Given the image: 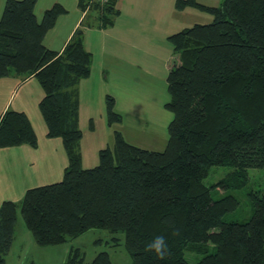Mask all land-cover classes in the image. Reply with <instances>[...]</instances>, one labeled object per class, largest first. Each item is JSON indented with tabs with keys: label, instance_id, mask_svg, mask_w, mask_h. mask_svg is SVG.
<instances>
[{
	"label": "trees",
	"instance_id": "obj_1",
	"mask_svg": "<svg viewBox=\"0 0 264 264\" xmlns=\"http://www.w3.org/2000/svg\"><path fill=\"white\" fill-rule=\"evenodd\" d=\"M118 0H79L93 21H83L63 50L44 38L69 12L56 2L38 19L37 0H6L0 18V78L34 76L45 94L39 108L49 138H61L68 156L63 179L29 188L19 201L0 205V264H6L20 212L40 245H57L92 228L125 234L132 264H264V190L250 193L253 213L245 222L226 221L235 195L214 199L204 182L211 167L232 166L229 179L245 184L248 170L264 168V0H223L207 5L176 0L182 10L211 13L168 37L173 60L167 76L173 113L164 150L144 148L115 129L113 143L99 151V163L82 162L78 85L92 69L84 42L90 26L105 28L120 14ZM92 16V15H90ZM107 96L108 125L123 121ZM93 127V125H92ZM38 146V135L23 111L0 115V148ZM227 180L221 183L228 185ZM157 235L168 241L160 259L145 245ZM188 250L202 257L191 263ZM65 264H118L108 252L91 262L78 248Z\"/></svg>",
	"mask_w": 264,
	"mask_h": 264
},
{
	"label": "crops",
	"instance_id": "obj_2",
	"mask_svg": "<svg viewBox=\"0 0 264 264\" xmlns=\"http://www.w3.org/2000/svg\"><path fill=\"white\" fill-rule=\"evenodd\" d=\"M56 2L66 6L69 12L58 18L46 34L44 43L61 51L76 28L87 20L88 11L81 9L79 0H37V18L42 19L44 11ZM5 3L6 0H0V18ZM117 7L121 12L112 26H90L84 34L85 46L93 54L91 73L78 85L82 162L87 168L99 163V151L113 143L115 129L120 130L128 141L142 146L136 128L126 126L128 116L136 123L153 121L156 100L161 98L162 101L168 93V66L161 57H167L172 50V45L169 47L167 43L177 23L169 19L179 10L176 0H118ZM151 37L156 39L154 45L165 41L164 46L158 45L144 53L143 43L153 41ZM156 48L160 51L158 56L154 51ZM138 49L142 53H137ZM128 55L131 61L123 63L121 60ZM123 71L133 80H124ZM44 94L34 76L0 78V115L9 109L25 112L38 135L37 147L22 144L0 148V205L5 200H21L29 188L63 179L68 156L61 138L47 136V124L39 108ZM108 95L115 98V108L123 118L121 123L113 126L107 122ZM144 101L151 105L150 109L142 108ZM165 116L168 128L169 114Z\"/></svg>",
	"mask_w": 264,
	"mask_h": 264
},
{
	"label": "rangeland",
	"instance_id": "obj_3",
	"mask_svg": "<svg viewBox=\"0 0 264 264\" xmlns=\"http://www.w3.org/2000/svg\"><path fill=\"white\" fill-rule=\"evenodd\" d=\"M198 1L207 5L217 6L220 5L223 0ZM123 4H125V2ZM90 15L86 21H93L95 19V16L92 12ZM169 19L170 21H177L176 27L173 29L175 33L186 27L194 25L195 23L212 22L214 17L207 11L189 7L184 11L178 10L175 13V16L171 15V18ZM151 38L153 41L143 43V46L145 47L144 53L151 52V49L158 47V45L164 46L165 41L163 43L159 41L157 45H154L156 39L154 37ZM167 44L169 47H171L169 40ZM171 49L173 50L172 47ZM172 50L169 52L167 57H161V60L165 61L168 67L169 63L173 60ZM154 51L157 56L160 54L158 48H156ZM110 52H112V50H110ZM137 53H142V50L138 49ZM121 61L123 63H127L131 61V57L128 55ZM123 72L124 73H121V75L124 76V80H133L125 73V71ZM111 80L112 79L109 78V82H111ZM111 86L112 84H110V88ZM169 98V93H167V98H163L162 101L161 98L159 101L158 99L156 100L157 107L153 106L154 119L151 122L142 121L141 123H136L131 116H128L129 122H126V126H131L130 128L132 129L136 128L138 135L142 139V147L154 150H164L166 148V142L168 141L169 136L165 114H169L170 119L168 124L173 119V113L165 107V104L168 102ZM142 104L147 106H143L142 108L144 109L151 108V105L145 101ZM133 136L135 137L136 135ZM233 170L234 168L232 166H212L210 173L204 182L210 187L211 194L214 199H219L227 195H235L238 198V207L235 210L228 212L224 216L226 221L245 222L253 213V205L250 198V193L255 190H264V168H250L248 170L249 178L247 182L241 186H236V183L239 179L236 180L228 178V174ZM227 178V182L229 183L228 185L221 183V180H227ZM17 217L18 220L15 230V239L11 251L6 257L7 264H65L67 256L70 250L73 248H78L80 250V252L85 257L86 263L91 262L100 252L106 251L110 254L111 259L114 262L118 264H132V256L127 250L125 244V234L121 231L110 232L106 229L92 228L86 231L84 234L76 238H71L61 244L40 245L36 242L32 231L27 227L20 212H18ZM185 256L191 263H194L202 257V254H193L186 250Z\"/></svg>",
	"mask_w": 264,
	"mask_h": 264
},
{
	"label": "clouds",
	"instance_id": "obj_4",
	"mask_svg": "<svg viewBox=\"0 0 264 264\" xmlns=\"http://www.w3.org/2000/svg\"><path fill=\"white\" fill-rule=\"evenodd\" d=\"M145 250L154 252L160 259H165L168 255V241L164 235H157L145 245Z\"/></svg>",
	"mask_w": 264,
	"mask_h": 264
}]
</instances>
